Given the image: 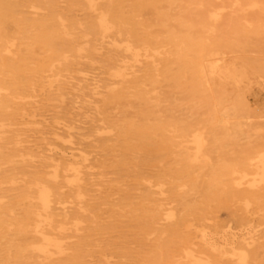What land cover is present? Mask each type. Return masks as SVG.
Here are the masks:
<instances>
[{"label": "bare ground", "instance_id": "1", "mask_svg": "<svg viewBox=\"0 0 264 264\" xmlns=\"http://www.w3.org/2000/svg\"><path fill=\"white\" fill-rule=\"evenodd\" d=\"M126 1L0 0V186L21 189L17 203L25 201L20 217L8 222L0 216V264H89L87 257H95L97 264H174L179 256L183 264H253L263 246L258 243L264 238V229L258 228L264 218L252 224L247 214L251 204L257 212L264 206V148L228 159L222 141L232 143L238 133L254 134L250 133L254 129L243 89L255 79H264V63L227 55L240 38L253 32L245 12L263 10L264 0H130L133 6L129 12L123 8ZM174 3L183 10L195 8L196 24L180 15L178 25L185 31H173L171 15L159 8ZM145 8L156 12L159 31H153L152 25L142 28L144 24L135 20L134 14ZM85 10L83 19L65 13ZM221 26L230 27L226 34L230 38L218 34ZM35 48L45 55L29 67ZM95 70L106 78L89 77ZM163 84L182 89V101L199 102L205 117H174L169 96L160 93ZM72 89L82 95L87 90L92 100L81 103L93 104L101 116L99 103L109 105L126 94L134 96L141 105L140 117L128 124L126 133L134 136L137 150L155 155L170 171L175 169L179 181L208 169L207 194L219 200L245 201L238 230L228 228L222 233L220 225H214L208 234L203 228L192 230L188 218L197 212L185 192L178 191L187 186L180 181L169 183L166 192H158L168 193L163 201L181 207L178 216L164 209L159 200L146 211L147 218L137 219L145 241L154 233L167 235L163 242H159L161 236L155 239L159 243L153 244L150 256L93 251L101 234L93 226L85 199L93 165L84 149L70 139L75 134L73 123H59L56 117L51 133L74 157L81 158L82 164L51 155L36 161L30 148L21 146L22 129L18 128L44 123L35 119L42 116L40 111L54 105L50 102H62ZM195 96L198 102L192 100ZM162 102L167 106H160ZM104 119L87 122L89 133L84 135L111 132L110 126L96 123ZM64 137L69 139L62 141ZM95 141L89 144L96 148ZM214 151L222 154L214 159ZM249 168L257 171L261 185L249 187L258 192L242 188ZM190 185L197 187L195 181ZM0 209L10 208L0 204ZM197 214L202 221V215ZM161 222L171 224L161 228ZM112 258L117 261L111 262Z\"/></svg>", "mask_w": 264, "mask_h": 264}, {"label": "rangeland", "instance_id": "2", "mask_svg": "<svg viewBox=\"0 0 264 264\" xmlns=\"http://www.w3.org/2000/svg\"><path fill=\"white\" fill-rule=\"evenodd\" d=\"M59 5L63 6L64 4L61 3ZM178 5L177 3L170 6L162 4L160 6L161 8H159L161 12H167L169 16L171 15L172 20L169 22L175 32L179 30L185 31L184 27L178 25L179 20L177 18L180 15H184L186 20H190V23L196 24V16L198 13L195 8L183 10L178 8ZM132 6L133 4L130 0L123 3V8H125L126 12H129ZM65 13L77 19H83L86 10L81 12L75 11L74 14H70L67 11ZM224 13L228 14L229 10H226ZM245 14L246 18L252 21L251 31L253 32H247L245 38H240V43H235L232 53H228L227 56H242L255 62L264 63V9L245 12ZM237 15H241V13ZM134 17L135 20H140V23L144 24L142 28L152 25L153 31H159L156 25V12L151 8H145L138 14L135 13ZM241 25L247 28L245 26L246 23L243 21H241ZM229 32V26H221L218 34L230 38L231 36H226ZM44 55V51L35 48L32 56L34 58L33 60H29V67L35 66L34 62ZM89 77L95 80L106 78L105 75L100 74L99 70L89 73ZM99 85H102V83L100 82ZM131 92L133 91L131 90ZM165 92L169 96V101H171L170 108L174 110V117L181 120L185 118L187 120H193L197 117H205V109L198 104V96L192 99L198 103L191 105L192 103L190 102L182 101L185 97L182 89H177L173 86L165 87L163 84L160 93L162 95ZM83 93L82 95L80 91L72 89L64 96L62 102H50V104L54 105L40 111L42 116H37L35 119L45 120L44 123L18 125V128L22 129L20 138L23 142L21 146L23 148H30L29 150L35 154L34 159L36 161L42 155H51L55 159L60 158L63 161L69 159L74 163L82 164L83 161L81 158L74 157L69 150L65 149L60 140L54 139L51 133L53 131L51 128H53L52 125L55 123L56 117L59 123H73L72 127L74 128L73 131L75 134L70 139L77 147L84 149V152H86L93 165V168L89 170L92 175L88 177L89 185L87 186L85 196L86 203L90 205V216L93 215V226L101 233L97 236L98 247H93V251H130L133 255L141 254L143 256H150L154 250L153 244L163 242L167 239V235L154 233L147 237L148 240L145 241L144 236L140 234V225L137 219L139 216L147 218L148 213L146 211L148 210L150 212V209L154 207V204H158L159 200H162L164 209H171L175 217L178 216L181 207L177 203H169L167 200L163 201V197H166L168 193L160 195L158 192L160 189L166 192L170 185L169 183L177 184L180 181L186 182L187 186L185 188H178V191L185 192L188 199L187 202L191 208L201 214L203 218L202 221H198V214L190 213L188 224L192 225V230L195 228H203L208 234L212 232L214 225H220L222 233L228 228L233 231L238 230L239 215L242 216L244 214L245 201L239 200L231 202L227 197V200L225 198L219 200L215 196L207 194V189H205L206 184L204 183L208 180L210 174L208 169H200L192 172L188 176L189 179L185 178L179 181L175 169L170 171L168 167L164 166L165 164L158 162V158L155 155H143V151L137 150L134 136L126 133L128 124L131 122L136 123L139 119L138 117H140L141 105L134 96L129 93L109 105L99 103L100 108L103 109L101 116L95 112L93 104L86 106L81 103L82 100H92L87 90H84ZM243 93L248 106L249 121L253 123L254 130L251 129L250 133L254 134L247 137L245 133H238L232 143L229 140L222 141L225 150L228 152L224 157L228 159H233L237 155V157H240L247 150L252 151L254 148L257 150L264 148V79L251 81L243 89ZM74 102L76 103L74 104ZM167 104L162 102L160 106H167ZM100 117L105 118V121L103 123H96L104 125L103 127L110 126L113 130L108 132L107 129L101 134L95 133L93 137L84 135L89 133L88 129L90 126L87 122L90 120L95 121ZM244 131H246V128ZM59 132L62 133L61 131ZM67 139L69 138L64 137L62 141ZM92 139L96 140L93 143L97 146L96 148L89 144ZM221 154L220 151H214L211 157L217 159ZM174 159L179 158L174 157ZM245 171L247 175L242 180L244 184L242 188L246 189L248 187L247 190L256 191L250 188L249 185L255 188L256 185L261 186L258 183L257 171L254 168H249ZM194 181L196 182V188L190 185V182ZM20 191L21 189H12L10 184L0 186V204L1 206L10 208L8 211L5 209L2 211L0 209V216L4 217L8 222L14 217L21 216V209L25 201L19 199V203H17L16 195ZM261 191L262 189L259 190V192ZM146 195H148L147 200ZM255 206V204L249 205V210L253 214L250 215L251 212L247 214L252 224H256L264 218V206L259 212L257 210L255 211ZM161 224L159 227L166 228L171 223L161 222ZM258 229L262 231L264 224ZM13 230L14 228L12 227L9 231L12 232ZM181 231L182 234L180 235L185 234L184 229L181 228ZM159 236H161L159 242H155V239ZM258 244L263 246L258 249L253 264H264V238L260 239ZM85 260L89 264L98 263L95 257H87ZM110 261L115 262L117 258H112ZM127 261L129 262L128 258ZM174 264H183L181 256L176 258Z\"/></svg>", "mask_w": 264, "mask_h": 264}]
</instances>
